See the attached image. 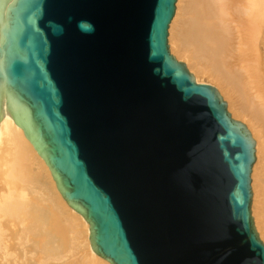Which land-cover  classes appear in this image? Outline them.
I'll return each mask as SVG.
<instances>
[{"label":"water","instance_id":"water-1","mask_svg":"<svg viewBox=\"0 0 264 264\" xmlns=\"http://www.w3.org/2000/svg\"><path fill=\"white\" fill-rule=\"evenodd\" d=\"M178 0H0L10 115L111 264H264L256 141L172 54Z\"/></svg>","mask_w":264,"mask_h":264},{"label":"bare ground","instance_id":"bare-ground-1","mask_svg":"<svg viewBox=\"0 0 264 264\" xmlns=\"http://www.w3.org/2000/svg\"><path fill=\"white\" fill-rule=\"evenodd\" d=\"M177 5L169 33L172 54L198 82L217 87L232 116L247 125L256 141L252 214L264 242V183L258 173L264 138V0H178ZM246 45L252 47L245 54ZM35 183L43 188V217L34 213L38 201L27 192ZM7 221L23 227L27 236L34 235L38 224L55 239L49 248L41 238L44 253L36 256V264H59L76 250L68 264H111L93 251L88 222L63 199L48 165L10 115L0 123V250L12 256Z\"/></svg>","mask_w":264,"mask_h":264},{"label":"rangeland","instance_id":"rangeland-1","mask_svg":"<svg viewBox=\"0 0 264 264\" xmlns=\"http://www.w3.org/2000/svg\"><path fill=\"white\" fill-rule=\"evenodd\" d=\"M176 12H177V10H176ZM187 17H189V16H186L185 20ZM174 18H175V16H174ZM232 26H233L234 30L237 32L236 24L233 23ZM169 33H170V28H169ZM251 47L252 46H249V45L248 46L246 45L243 47L247 51V52H245V54L249 52ZM262 153H263V159L259 165L258 173L261 176L262 181L264 183V138H263V151H262ZM252 175H253V172H252ZM252 179H253V176H252ZM27 192L31 194L32 198H35L38 201L36 208H33V211L36 210V212H34V213L37 215V217H43L42 212L40 211V208H39V203L41 202L40 199H42V196H43L42 186H40L39 183L28 185ZM39 211H40L41 216L38 215ZM34 225L36 226V229L34 231V235L27 236L23 227H21V228L11 227V225L7 221L6 242H7V245L9 246V248L12 251H15V254L12 256H10V255L4 256L2 250H0V264H36V256L38 254L44 253V246L41 242V238H43L45 236V242H48L49 248H51L57 244V242H55V239L51 235L46 233L47 232L46 229H44L42 226H40L38 224H34ZM76 252H77V250L75 252H73L74 257L72 255L71 256L68 255L67 259L61 258L58 260L57 263L68 264V261L72 262V260L77 256ZM55 262H56L55 260H50L49 264H55Z\"/></svg>","mask_w":264,"mask_h":264}]
</instances>
